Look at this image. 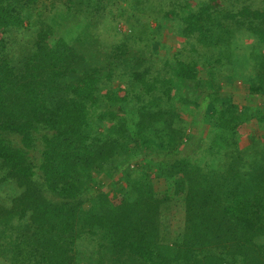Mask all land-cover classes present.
<instances>
[{
	"label": "trees",
	"instance_id": "1",
	"mask_svg": "<svg viewBox=\"0 0 264 264\" xmlns=\"http://www.w3.org/2000/svg\"><path fill=\"white\" fill-rule=\"evenodd\" d=\"M217 1L0 0V264H264V107L221 96L247 31L264 104V0Z\"/></svg>",
	"mask_w": 264,
	"mask_h": 264
},
{
	"label": "rangeland",
	"instance_id": "2",
	"mask_svg": "<svg viewBox=\"0 0 264 264\" xmlns=\"http://www.w3.org/2000/svg\"><path fill=\"white\" fill-rule=\"evenodd\" d=\"M45 4H48V2L43 1L40 3L41 6H44ZM236 5V2H234ZM217 5H223V1L219 0L217 1ZM242 6V4H238ZM119 24L120 28L123 30V32L127 31V24L125 21L119 19L117 22ZM153 27H155V24H153ZM171 28V27H169ZM167 27L163 28V42L169 47L168 49L162 50L161 55H166L169 53V55H172V52L174 51H182L183 49H186L188 46L186 45V42L184 39L180 38V36L177 35L174 29H169ZM108 33V32H107ZM105 35L106 39L110 38V35L113 34V31H109V33ZM58 37V35L56 36ZM236 42L234 43L233 46V59H235L236 63V74L238 75V79L236 77H233L231 75H226L222 79V91H221V96L222 97H228L232 98L234 101L238 103H242L246 106L251 105L252 110H254L257 106H262L264 107V104H262L261 101H257L255 99L250 98V93H249V84L250 81L247 80L248 75H249V70H247V61L246 58L249 54V52L252 50L253 46L256 44V41L253 39L252 34H250L247 31H244L242 33H239L236 37ZM202 74L201 77H203L205 80L208 79V73L206 72L205 69H201ZM248 81V82H247ZM121 90H124L123 85H119ZM197 93V88L195 83H187L183 86L182 90V95L184 96H189V98L192 99V102L197 101V94L200 95V91L198 89ZM196 97V98H195ZM195 99V100H194ZM201 100V99H200ZM203 103V101H202ZM195 110V113L192 115H187L186 119L189 124L195 125V121H199L202 123H199L201 125L196 124L195 127L191 128V133H194L198 135L197 137L194 138L193 142L190 143L187 147L189 148L186 153L190 157H198V159L203 158L204 156H201L198 153L197 146H202L203 144L206 146L210 144V138L209 136L213 134V125L216 123L214 119L210 117H204L206 116L204 114V108L203 107H193ZM199 117H197V111ZM214 122L213 124L211 123ZM212 124V125H211ZM196 143V145H193ZM204 161V160H203ZM130 172L133 173V168H128ZM18 190L15 184L8 183L4 187L1 188L0 191V197L1 201L4 204L9 205L12 201V199L18 194ZM178 223L177 221L173 220L170 223V234L172 236H177L178 235Z\"/></svg>",
	"mask_w": 264,
	"mask_h": 264
}]
</instances>
